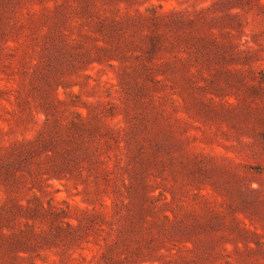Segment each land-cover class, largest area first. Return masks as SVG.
<instances>
[{
	"label": "rangeland",
	"instance_id": "1",
	"mask_svg": "<svg viewBox=\"0 0 264 264\" xmlns=\"http://www.w3.org/2000/svg\"><path fill=\"white\" fill-rule=\"evenodd\" d=\"M0 264H264V0H0Z\"/></svg>",
	"mask_w": 264,
	"mask_h": 264
}]
</instances>
